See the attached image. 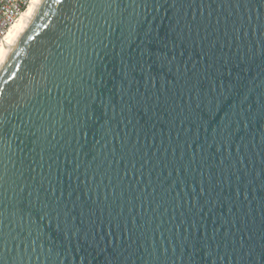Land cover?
I'll return each instance as SVG.
<instances>
[{
	"label": "water",
	"instance_id": "1",
	"mask_svg": "<svg viewBox=\"0 0 264 264\" xmlns=\"http://www.w3.org/2000/svg\"><path fill=\"white\" fill-rule=\"evenodd\" d=\"M0 264H264V0H43L0 65Z\"/></svg>",
	"mask_w": 264,
	"mask_h": 264
},
{
	"label": "bare ground",
	"instance_id": "2",
	"mask_svg": "<svg viewBox=\"0 0 264 264\" xmlns=\"http://www.w3.org/2000/svg\"><path fill=\"white\" fill-rule=\"evenodd\" d=\"M43 0H31L27 8L11 26L2 42L0 43V65L10 52L11 48L25 29L26 25L40 6Z\"/></svg>",
	"mask_w": 264,
	"mask_h": 264
},
{
	"label": "built area",
	"instance_id": "3",
	"mask_svg": "<svg viewBox=\"0 0 264 264\" xmlns=\"http://www.w3.org/2000/svg\"><path fill=\"white\" fill-rule=\"evenodd\" d=\"M31 0H0V43Z\"/></svg>",
	"mask_w": 264,
	"mask_h": 264
}]
</instances>
